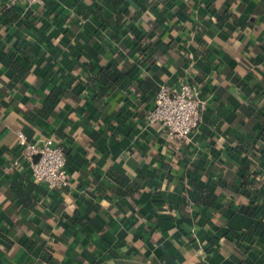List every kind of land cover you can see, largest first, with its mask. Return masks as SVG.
<instances>
[{
    "label": "crops",
    "instance_id": "1",
    "mask_svg": "<svg viewBox=\"0 0 264 264\" xmlns=\"http://www.w3.org/2000/svg\"><path fill=\"white\" fill-rule=\"evenodd\" d=\"M140 40L156 44L142 60ZM12 62L26 70L16 81ZM88 62L127 72L96 104ZM145 78L197 88L206 108L190 143L148 122ZM263 103L264 0H0V264H264V201L238 209L249 162L264 171ZM17 130L63 147L67 186L32 178ZM110 170L130 176V196ZM204 185L211 207L196 202Z\"/></svg>",
    "mask_w": 264,
    "mask_h": 264
},
{
    "label": "built area",
    "instance_id": "2",
    "mask_svg": "<svg viewBox=\"0 0 264 264\" xmlns=\"http://www.w3.org/2000/svg\"><path fill=\"white\" fill-rule=\"evenodd\" d=\"M43 2L44 0H7V5L21 3L31 8ZM205 108L206 101L199 97L197 88L191 84L182 83L175 88L161 84L155 93L154 106L146 117L150 124H159L170 140L182 146L191 142ZM16 144L20 158L29 164L35 181L44 183L50 189L67 185L66 155L62 146L46 137L43 147L38 149L35 142L22 130L16 131ZM35 155H38L36 160Z\"/></svg>",
    "mask_w": 264,
    "mask_h": 264
},
{
    "label": "trees",
    "instance_id": "3",
    "mask_svg": "<svg viewBox=\"0 0 264 264\" xmlns=\"http://www.w3.org/2000/svg\"><path fill=\"white\" fill-rule=\"evenodd\" d=\"M107 2L111 3L113 6H117L120 3V0H106ZM15 17H17V15H15ZM231 16L227 13V12H222V14L217 18L218 23H223L226 19L230 18ZM145 41H138V49L142 54V59H144L146 56L151 55L153 52L154 47H156L154 44V42H146V43H142ZM154 46V47H153ZM145 55V56H144ZM11 67L15 72V77H14V81L18 80V78L21 75H24L26 73L25 68L21 67L20 65L12 62L11 63ZM122 66H120L119 64H115L114 62L109 63L106 66H98L92 62H88L86 65V70H84V73L82 74L83 78L88 81V84L93 86L95 89V96L92 99V103L96 104L98 103V101H100V99L106 94L108 93V90L120 83H122L124 81V79H126L127 77V72L121 69ZM160 86L155 85L149 78H145L144 81H142V83H140V85L138 86V88L141 91H147L151 88V90L153 89V91H155V93L157 92V90L159 89ZM63 93V89H61L60 87H54L52 89V91L50 92L49 96L47 97V100L45 102V104L42 107V111L46 110L47 107L49 105H51L53 103V101L56 99V97H58L59 95H61ZM264 104V103H263ZM262 108L264 109V105L262 106ZM262 109V110H263ZM264 115V114H263ZM264 122V117L262 120V123ZM262 136L264 138V129L262 130ZM251 151L256 152L257 148H255V146L251 147ZM253 155V154H252ZM254 157H257V155H253ZM260 160V159H259ZM255 162L254 160H251L249 162V165L251 167L250 170V174H251V182H250V188L248 189H243L241 190L242 195H246L248 200H249V204L248 205H244V203L240 202V206H239V210L241 211H246V212H251L253 207V201H255L256 199L260 198L262 199V201H264V171H262V167L260 168V164L262 162ZM255 167V168H254ZM247 168H249L247 166ZM252 168L254 170H252ZM246 166H240V169L237 170L239 171L238 175L243 176L246 172ZM256 179H260L263 181L262 185L257 188L255 186V182H254V178ZM108 177L111 178L113 181H115V183L117 184V188L115 189V194L117 195H128L130 196L132 194L133 188H130L128 185L130 182V176L122 171H114V170H110L108 172ZM69 179V178H68ZM67 186V185H64ZM61 186V187H64ZM218 186L220 187H231L238 190V185H236L234 183V181L229 182L228 180H220L218 182ZM61 187H57V188H53V189H58ZM257 188V189H256ZM198 190V195L196 198V202L203 207H211L214 205V203L216 202L218 195L216 193V191L213 189H210L209 186L204 185L201 187H197ZM258 228H262L264 229V222L260 221L257 224ZM4 239L7 240V236H5V234L0 231V240ZM9 243L11 241L7 240ZM30 245V241L27 240L24 242V247H28Z\"/></svg>",
    "mask_w": 264,
    "mask_h": 264
},
{
    "label": "water",
    "instance_id": "4",
    "mask_svg": "<svg viewBox=\"0 0 264 264\" xmlns=\"http://www.w3.org/2000/svg\"><path fill=\"white\" fill-rule=\"evenodd\" d=\"M43 144H44L43 141L37 142V143H36V147H37L38 149H41V148L43 147ZM37 157H38V155H35L34 159L36 160Z\"/></svg>",
    "mask_w": 264,
    "mask_h": 264
}]
</instances>
